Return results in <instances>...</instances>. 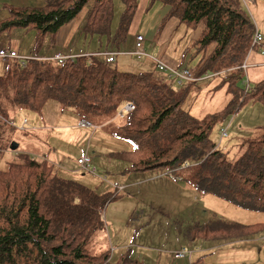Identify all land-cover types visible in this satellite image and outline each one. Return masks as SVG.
<instances>
[{"label": "trees", "instance_id": "16d2710c", "mask_svg": "<svg viewBox=\"0 0 264 264\" xmlns=\"http://www.w3.org/2000/svg\"><path fill=\"white\" fill-rule=\"evenodd\" d=\"M121 1L125 11L116 33L115 0H50L39 7L6 6L10 16L0 21V35L35 31L37 41L34 59L26 66L18 60L3 61L8 65L0 75V143L10 125L2 114L8 103L38 115L50 103H59L92 126L94 120L118 114L130 104L135 111L120 118L117 135L132 150L113 154L115 160L130 165L128 173L164 170L177 180L180 170H188L184 180L198 193L220 197L243 210L264 212V127L246 141L247 148L236 161L212 140L218 123L241 106L264 107V81L242 85L246 75L242 66L255 33L243 0H150L151 6L157 2L167 5L170 18L187 28L204 27L196 46L206 55L194 73L201 80L210 71L224 77L234 98L227 110L203 119L184 109L187 88L178 90L181 86L170 72L156 66L154 59L158 58L133 55L138 61L150 60L155 68L149 72L136 65L144 70L141 73L121 71L102 56L78 57L64 64L40 58L45 39H56L87 7L85 34L107 38L106 53L120 51L140 9V0ZM223 130L221 141L228 138H222ZM113 198L62 177L46 160L20 155L18 163L0 170V264H111L108 255L91 254L88 244L105 229L103 214ZM261 233L264 223L245 226L217 221L199 224L190 237L232 241ZM180 252L185 257L178 260H191L192 251L182 248ZM120 264L142 263L123 256Z\"/></svg>", "mask_w": 264, "mask_h": 264}, {"label": "rangeland", "instance_id": "374dc122", "mask_svg": "<svg viewBox=\"0 0 264 264\" xmlns=\"http://www.w3.org/2000/svg\"><path fill=\"white\" fill-rule=\"evenodd\" d=\"M146 1L144 7L143 0H140L139 12L125 44H120L119 50L124 52L132 49L135 36L141 35L144 38V50L149 56L183 55L188 65L196 55V43L204 27L192 29L181 25L173 28L174 25H171V30L167 26L169 7L160 2L151 6L150 0ZM246 1L248 7L243 4L244 8L264 39V0ZM46 2L0 0V21L10 16L7 5L16 8L39 7L45 6ZM89 11L88 7L85 8L77 20L61 29L56 39L47 37L40 58H53L58 53L92 54L105 49L107 38L85 34ZM124 11L122 1L115 0L113 33H116ZM36 41L35 31L15 30L0 35V46L17 50L20 58L25 60L34 58ZM199 55L205 58L206 53L201 51ZM135 59L127 58L137 66L148 65L151 68L149 72H154L149 60ZM7 65L0 60V75ZM114 65L121 69L120 64ZM249 71L243 86H247L249 81L261 80L256 77L251 79L252 73ZM208 77L211 78L206 79ZM206 78L195 83H184L178 88L180 91L187 88L184 109L200 119L227 110L234 98L224 77H217L210 71ZM2 109L3 116L14 128L7 124L3 144L0 143L1 171H5L11 163H18L20 155L28 153L52 164L62 177L76 179L99 194L114 197L103 214L105 229L98 232L88 244L91 254L95 255L99 248L101 255L109 256L111 264H120L123 256L140 260L142 264H264L262 233L249 239L232 241H195L190 237L199 224H217V221H221L250 226L264 223V212L243 210L220 197L198 193L194 185L184 180L189 174L188 170H180L178 177L183 179L182 182L165 177L167 171L164 170L128 173L130 165L113 158L116 152L132 150V146L117 135L122 124L117 114L96 119L93 127L80 129L78 115L59 103H50L41 115L11 103L5 104ZM25 119L29 120V126H38V131L19 130ZM218 124L212 133V140L229 159L236 161L245 152L246 141L259 134V127H264V107L258 104L241 106L235 114L228 115ZM222 129L228 134V138L223 141ZM13 144L18 145L17 151L11 150ZM87 154L92 157L93 167L98 173L75 174L76 170L82 169L78 160ZM115 184L124 190L118 191L114 188ZM182 248L193 252L190 261L175 259V253Z\"/></svg>", "mask_w": 264, "mask_h": 264}, {"label": "built area", "instance_id": "2783aa9c", "mask_svg": "<svg viewBox=\"0 0 264 264\" xmlns=\"http://www.w3.org/2000/svg\"><path fill=\"white\" fill-rule=\"evenodd\" d=\"M243 4L248 7L246 0H243ZM135 38H136V41H135L134 50L129 55L137 56L139 59H141L143 57L152 58L144 50V38H143V36L136 35ZM263 41H264L263 35L256 28L255 33H254V37L252 40V48H251L250 53H258L260 56L264 57ZM118 55H119V53H116V52H108V53H98L96 55H87L85 57L102 56V57L106 58V61L108 64L112 65V64L116 63V58ZM76 58H78V57H66V56H62V55H56L53 58V61H55L59 64H64L68 60H75ZM0 60H2V61L18 60L22 64L23 67L26 66L25 62L27 61L25 59L20 58L19 54L16 51H10V50H5V49H0ZM154 61L156 63V66L161 71H169L171 77L173 79H176L178 85H180V86H182L184 83H195V82L201 81V79H199L195 75V73L190 69H177L176 70L174 68H170L167 64L160 61V59L159 60L154 59ZM242 69L244 71H247L248 69H250L247 62L244 63V65L242 66ZM209 78H211V77H208V79ZM133 111H135V106L127 104V105H125V107H123L118 112L117 117H119V119L120 118L122 119L126 114L131 113ZM79 126L82 128L93 127L92 124H90L89 122L84 121V120L80 122ZM227 136H228L227 131L223 130L222 131V138H226ZM78 165L81 166L83 172L93 173V174H95L97 172V170L93 167L92 159L88 155H85L81 159H79ZM177 180L182 181L180 178H178ZM175 257H176V259H181V258L185 257V254L179 252V253H177V255Z\"/></svg>", "mask_w": 264, "mask_h": 264}, {"label": "crops", "instance_id": "0c3cea01", "mask_svg": "<svg viewBox=\"0 0 264 264\" xmlns=\"http://www.w3.org/2000/svg\"><path fill=\"white\" fill-rule=\"evenodd\" d=\"M50 1V0H49ZM48 0H47V2H49ZM46 2V3H47ZM146 0H143V6L145 7V4H146ZM139 12V11H138ZM169 14H170V12H169ZM168 14V15H169ZM170 19H171V21H170ZM167 26H169V28L171 29V25H174V27L173 28H178V27H180L181 26V24H180V22L178 21V20H176V19H172V18H167ZM172 28V29H173ZM187 28V27H186ZM257 27L255 26V29H256ZM171 29V30H172ZM135 35V34H134ZM136 37V36H135ZM134 47L135 46H133V48L132 49H130V50H128V51H124V52H122V51H111V52H116V53H119V55L117 56V58H116V63L118 64V66H119V64H120V66H121V71H125V72H138V73H141V71H144L142 68L140 69L141 71H139L138 70V68L136 67V65L134 64V66H132L133 65V63L131 62V61H128L127 60V58L128 59H130V58H132V56H130L129 54L130 53H132L133 52V50H134ZM0 49H5V48H3L2 46H0ZM5 50H10V51H16L17 52V50H13V49H11V48H9V49H5ZM107 52V50H106V47H105V49H103L102 51H98L97 50V52L95 53H92V54H88V53H83V54H79V53H77V54H70V55H65V54H62V53H58V54H56V55H62V56H66V57H85V56H87V55H96V54H98V53H106ZM147 53V52H146ZM165 53V52H164ZM201 52H198V48H197V50H196V55L192 58V62H190L188 65H186L185 64V62H186V60H185V58H183V57H185V56H183V55H179V56H177V55H174V56H161V55H158L157 54V56L156 55H152V56H154L155 58H158V59H161L162 61H164V63L165 64H167L169 67H172V68H180V69H190V70H192L193 72L195 71V70H197V68L201 65V63L203 62V57H202V55H199ZM55 55V56H56ZM149 55V54H148ZM151 55V54H150ZM54 56V57H55ZM53 57V58H54ZM53 58L51 57V58H46V59H44V58H41V59H43V60H52L53 61ZM31 59H34V58H31ZM31 59H29V60H31ZM164 59V60H163ZM29 60H27L25 63L27 64V62L29 61ZM149 62L151 63V61L149 60ZM246 62L248 63V65H249V67H250V69H248L247 71H245V73L248 75V71H249V73L251 72L252 74H250V78L251 77H253V79H255V77L256 78H260L261 80H259L260 82L261 81H264V57L263 56H260L258 53H249V55H248V58H247V60H246ZM115 63V64H116ZM152 64V63H151ZM183 65H185V66H183ZM152 66V68L153 69H155L154 68V66L153 65H151ZM255 68H260V69H258V70H255ZM144 69H147V70H150L151 68H149V66L148 65H146V66H144ZM253 70H255V71H253ZM253 71V72H252ZM159 76H161V78H163L164 76L161 74V75H159ZM252 79V78H251ZM248 83H250V84H254V83H259V82H251V81H249ZM247 83V84H248ZM71 111V110H70ZM72 112H74V111H72ZM17 114V113H16ZM76 116H77V114H76ZM78 118H79V116H77ZM117 119H119V118H117ZM79 120H80V122L82 121L80 118H79ZM80 122L78 123V127L81 129L82 127H80L79 125H80ZM29 120H27V119H25L24 120V122H23V125H22V127H21V129H19V130H21V131H24V132H26V131H28V130H31V131H34L33 133H35V132H37L38 131V129H39V127L38 126H35V125H32V126H29ZM91 128V127H90ZM82 129H86V128H82ZM66 132H68V131H65V133ZM24 154H28V153H24ZM29 155H31V154H29ZM88 155V154H87ZM89 156V155H88ZM90 157V156H89ZM91 159H92V157H90ZM37 159V158H36ZM81 159V158H80ZM38 160H41V159H38ZM93 163V162H92ZM81 172H83L82 171V169H80V170H76L75 171V174H81ZM98 173V171L95 173V174H97ZM90 174H93V173H90ZM95 174H93V175H95ZM165 177H167V178H169V179H171L170 177H168V175L166 174V176ZM181 180H182V178H180ZM104 181V180H103ZM178 181V180H177ZM180 182H182V181H180ZM120 189H119V188ZM114 188L115 189H117L118 191H122V190H124V188H122V186L120 187L119 185H117V184H115L114 185ZM180 251H178L177 253H179ZM177 253H175V255H177ZM95 254L96 255H99V254H101L100 253V249L98 248V250L95 252ZM175 255H174V257H175ZM176 259V258H175ZM176 260H178V259H176ZM139 262H140V260H138ZM141 263V262H140Z\"/></svg>", "mask_w": 264, "mask_h": 264}, {"label": "water", "instance_id": "95a60500", "mask_svg": "<svg viewBox=\"0 0 264 264\" xmlns=\"http://www.w3.org/2000/svg\"><path fill=\"white\" fill-rule=\"evenodd\" d=\"M17 149H18V145H17V144H13V145L11 146V150H12V151H17Z\"/></svg>", "mask_w": 264, "mask_h": 264}, {"label": "clouds", "instance_id": "9594fccd", "mask_svg": "<svg viewBox=\"0 0 264 264\" xmlns=\"http://www.w3.org/2000/svg\"><path fill=\"white\" fill-rule=\"evenodd\" d=\"M83 121V120H82Z\"/></svg>", "mask_w": 264, "mask_h": 264}]
</instances>
